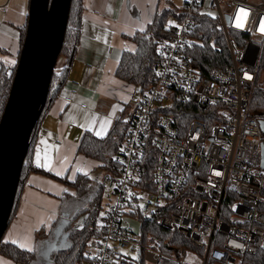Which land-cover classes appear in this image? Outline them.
<instances>
[{
	"label": "built area",
	"instance_id": "2783aa9c",
	"mask_svg": "<svg viewBox=\"0 0 264 264\" xmlns=\"http://www.w3.org/2000/svg\"><path fill=\"white\" fill-rule=\"evenodd\" d=\"M184 1L157 45L153 82L125 119L117 167L100 179L85 264H251L264 251V117L250 114L264 0ZM203 14L219 21L232 57L209 75L193 58ZM231 31L251 39L240 46Z\"/></svg>",
	"mask_w": 264,
	"mask_h": 264
},
{
	"label": "crops",
	"instance_id": "0c3cea01",
	"mask_svg": "<svg viewBox=\"0 0 264 264\" xmlns=\"http://www.w3.org/2000/svg\"><path fill=\"white\" fill-rule=\"evenodd\" d=\"M28 9L29 0H7L0 6V69L12 70L17 65ZM167 9L168 0H83L74 61L33 138L29 162L39 172L27 174L3 243L36 252L42 234L56 231L68 239L65 222L60 220L71 211L62 213L61 199L69 196L66 186L72 188L67 182L78 174L91 177L97 167L79 152L81 138L85 132L98 138L107 136L133 109L139 87L119 76L121 58L124 52L136 50L134 36ZM65 65L66 59L60 57L56 72L61 73ZM71 191L74 193L73 188ZM0 264L19 263L0 254Z\"/></svg>",
	"mask_w": 264,
	"mask_h": 264
},
{
	"label": "trees",
	"instance_id": "16d2710c",
	"mask_svg": "<svg viewBox=\"0 0 264 264\" xmlns=\"http://www.w3.org/2000/svg\"><path fill=\"white\" fill-rule=\"evenodd\" d=\"M82 11L83 0H71L64 42L59 55V58L64 57L66 59V65L61 73L55 70L52 76L47 101L43 107L38 124L32 133V144L21 170L18 191L10 221L15 214L19 195L27 174L32 171L39 172L29 162L33 138L50 103L65 83L70 67L74 61L81 36ZM184 12V4L179 8L173 7L164 10L158 14L154 23L149 25L144 32H139L134 36V40L137 42V48L133 52H124L118 68V74L121 78L139 87L140 91L145 90L151 85L154 79V70L152 67L157 59V45L161 40L169 37L166 27L167 20L173 16L182 17ZM200 23L194 29L193 34V37L196 39H201L200 34L204 36L201 42L195 43L196 47L193 50V58L196 64L205 75H209L217 69H226L231 65L232 57L230 56L229 46L226 41V34L220 28L219 21H215L203 14L200 18ZM26 30L27 24L21 30L20 50L26 36ZM230 37L236 38L240 46H245V42L251 39L249 35H244L236 31H231ZM259 57V63L255 68V71H257V80L252 93L250 114L261 118L264 117V44L262 45ZM15 69L8 70L4 67L0 69V120L13 84ZM181 113L184 114V111ZM195 117L198 116L192 115L189 117V120ZM125 127V121L118 120L109 134L103 138H98L90 132H85L79 144V152L94 160L97 164L96 169L101 168L105 171L114 170L117 167L115 156L125 136ZM95 182L86 174H78L73 182H67L68 185L72 186L74 191L72 194L68 193L69 197L75 200L87 199L88 207H83V210H79L78 205L74 203L73 214H69L67 218H62V221L65 222V233L68 242L62 249L55 253L52 264H85L88 261L84 252L87 242L96 235V231L93 228L95 227L102 202V194L100 192L102 191V184L99 182L100 184L98 183L97 185ZM82 214H84V218L78 223L77 221L80 220L79 217ZM74 223H78V226L74 227ZM160 231L164 236L171 235L174 237L180 247L183 245L188 246V242L181 235L167 233V231L161 229ZM163 252L168 255L172 254L168 251L166 245L164 246ZM0 254L19 264H33L37 256L35 251L22 250L15 244L3 242L0 244ZM251 264H264V251L257 253L251 259Z\"/></svg>",
	"mask_w": 264,
	"mask_h": 264
},
{
	"label": "water",
	"instance_id": "95a60500",
	"mask_svg": "<svg viewBox=\"0 0 264 264\" xmlns=\"http://www.w3.org/2000/svg\"><path fill=\"white\" fill-rule=\"evenodd\" d=\"M71 0H29L27 30L0 120V244L10 223L32 133L46 104ZM264 132V120L260 121ZM264 168V143L261 148ZM52 264V260L50 262Z\"/></svg>",
	"mask_w": 264,
	"mask_h": 264
},
{
	"label": "rangeland",
	"instance_id": "374dc122",
	"mask_svg": "<svg viewBox=\"0 0 264 264\" xmlns=\"http://www.w3.org/2000/svg\"><path fill=\"white\" fill-rule=\"evenodd\" d=\"M7 0H0V6L5 4ZM169 2V8L173 7H181L184 4V0H168ZM173 19L172 17H169L167 20V26L172 23ZM16 68V67H15ZM55 73V72H54ZM264 80V77H263ZM139 98V89L137 90V93L135 94V99ZM91 180L96 181L95 183L98 185L103 175H105V170H102L101 168L94 169L91 172ZM100 184V183H99ZM65 190V189H64ZM66 190L72 192V188L66 186ZM67 192V191H66ZM102 194V191H100ZM62 202V213L64 214L65 210L70 209V214H73V204L76 203L78 205L79 210H83V207H88L87 199H78L75 200L74 198H71L69 196H66L64 199H61ZM84 218V214L80 215L77 222L79 223ZM62 221V218H60ZM62 237V234H58L56 231L54 233L50 234L49 236H46V234L40 235L39 244L36 249V261H34V264H50L52 256H54L55 252L58 251L59 248L64 247L67 242V240H64ZM64 240V241H63ZM64 243V244H63Z\"/></svg>",
	"mask_w": 264,
	"mask_h": 264
},
{
	"label": "flooded vegetation",
	"instance_id": "af4514ba",
	"mask_svg": "<svg viewBox=\"0 0 264 264\" xmlns=\"http://www.w3.org/2000/svg\"><path fill=\"white\" fill-rule=\"evenodd\" d=\"M63 237H61L60 239H62ZM53 261V260H52Z\"/></svg>",
	"mask_w": 264,
	"mask_h": 264
},
{
	"label": "snow or ice",
	"instance_id": "6c2138e0",
	"mask_svg": "<svg viewBox=\"0 0 264 264\" xmlns=\"http://www.w3.org/2000/svg\"><path fill=\"white\" fill-rule=\"evenodd\" d=\"M38 159H39V156H38Z\"/></svg>",
	"mask_w": 264,
	"mask_h": 264
}]
</instances>
